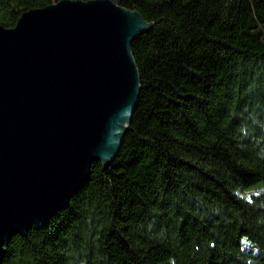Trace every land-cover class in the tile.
<instances>
[{
	"label": "trees",
	"instance_id": "16d2710c",
	"mask_svg": "<svg viewBox=\"0 0 264 264\" xmlns=\"http://www.w3.org/2000/svg\"><path fill=\"white\" fill-rule=\"evenodd\" d=\"M58 1L0 0V26ZM112 1L150 26L129 128L2 264H264V0Z\"/></svg>",
	"mask_w": 264,
	"mask_h": 264
},
{
	"label": "water",
	"instance_id": "95a60500",
	"mask_svg": "<svg viewBox=\"0 0 264 264\" xmlns=\"http://www.w3.org/2000/svg\"><path fill=\"white\" fill-rule=\"evenodd\" d=\"M112 0H60L0 26V264L118 154L140 79L130 52L149 29Z\"/></svg>",
	"mask_w": 264,
	"mask_h": 264
},
{
	"label": "rangeland",
	"instance_id": "374dc122",
	"mask_svg": "<svg viewBox=\"0 0 264 264\" xmlns=\"http://www.w3.org/2000/svg\"><path fill=\"white\" fill-rule=\"evenodd\" d=\"M262 186V184H260L258 187H261Z\"/></svg>",
	"mask_w": 264,
	"mask_h": 264
}]
</instances>
